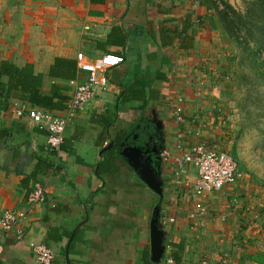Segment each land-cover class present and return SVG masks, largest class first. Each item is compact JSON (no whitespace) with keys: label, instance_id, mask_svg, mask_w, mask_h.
<instances>
[{"label":"crops","instance_id":"crops-1","mask_svg":"<svg viewBox=\"0 0 264 264\" xmlns=\"http://www.w3.org/2000/svg\"><path fill=\"white\" fill-rule=\"evenodd\" d=\"M222 1L0 0V65L32 64L43 73V91L59 88L67 97L65 108L53 114L68 116L67 102L88 79L77 64L73 77L50 76L56 58H125L105 73L108 85L66 123L60 151L51 150L47 132L15 108L35 106L16 97L5 105L0 98V218L7 209H26L36 183L46 188L45 202L21 223L22 238L0 227V264H42L35 244L53 250L51 264H157L156 211L164 245L160 262L260 264L250 258L256 216L238 204V182L209 194L207 213L192 220L197 170L188 165L180 181L173 159L162 155L166 149L176 153L177 144L192 146L197 138L190 130L208 143L216 139L221 120L207 111L212 107L198 91L206 71L216 70L228 51L217 9ZM178 96L184 98L181 122L173 109ZM134 134L136 142L159 151L161 159L152 156L162 194L140 179L120 144L114 160L103 153L115 139Z\"/></svg>","mask_w":264,"mask_h":264},{"label":"rangeland","instance_id":"rangeland-1","mask_svg":"<svg viewBox=\"0 0 264 264\" xmlns=\"http://www.w3.org/2000/svg\"><path fill=\"white\" fill-rule=\"evenodd\" d=\"M252 0L233 5L245 11ZM229 47L216 70H207L198 92L208 99L216 120H221L216 139L238 162L241 176L235 186L238 204L256 216L255 249H264V65L241 50L229 37ZM210 100L208 97H211ZM216 97V98H213ZM212 99H214L212 101ZM222 128V130H221Z\"/></svg>","mask_w":264,"mask_h":264},{"label":"built area","instance_id":"built-area-1","mask_svg":"<svg viewBox=\"0 0 264 264\" xmlns=\"http://www.w3.org/2000/svg\"><path fill=\"white\" fill-rule=\"evenodd\" d=\"M124 61L125 58L121 54L107 53L99 59L89 61L83 53H79L77 55L78 69L87 72L88 79L78 86L74 95L67 102L68 116L66 117L58 116L42 108H27L25 105L18 104H15V108L19 114H27L38 128L47 132V144L51 150L60 151L64 142L66 123L88 103L97 88H105L108 85L109 82L105 73ZM183 102L184 98L178 96L173 105L175 118L180 122L184 120ZM189 133L194 134L197 138L192 146L184 148L181 144H177L176 153L173 154L170 149H166L162 155L165 160L173 159L180 181H182V175L187 172L188 165L191 164L196 168L198 176L194 183V194L198 200L194 203L190 218L197 220L208 211L205 203L208 195L236 183L241 174L237 160L228 151L199 138V131L190 130ZM108 144V141L104 143L105 146ZM45 200V186L36 183L29 192L27 208L24 210H5L0 218V227L4 231L14 230L17 237L22 238V221L33 212L37 205L45 202ZM33 253L35 259L42 264H51L55 257L53 250L45 244L33 245ZM157 264H174V259L169 257Z\"/></svg>","mask_w":264,"mask_h":264},{"label":"trees","instance_id":"trees-1","mask_svg":"<svg viewBox=\"0 0 264 264\" xmlns=\"http://www.w3.org/2000/svg\"><path fill=\"white\" fill-rule=\"evenodd\" d=\"M220 20L228 36L237 46L252 55L254 63L264 65V0H252L245 11L236 9L228 1H222V8H217ZM186 40L187 37H184ZM75 60L58 57L50 69L52 77H73L77 68ZM264 76V71H262ZM6 77L7 80H3ZM45 75L36 73L32 64L19 67L7 60L0 65V98L3 97L5 105L10 103L12 97L20 98L33 106L48 111L65 108L67 97L59 88L49 93L43 91ZM115 145L104 154L110 161L117 158L116 150L121 139H115ZM103 165V163L101 164ZM250 258L264 264V249H254Z\"/></svg>","mask_w":264,"mask_h":264},{"label":"water","instance_id":"water-1","mask_svg":"<svg viewBox=\"0 0 264 264\" xmlns=\"http://www.w3.org/2000/svg\"><path fill=\"white\" fill-rule=\"evenodd\" d=\"M133 140L138 139V134H134ZM114 142L110 143L109 147H112ZM120 154L124 156L140 179L144 181L151 189L157 193L162 194L161 184L162 181L159 176V171L155 166V160L153 154L155 153L161 159L159 151L149 143L139 144L138 142H130L129 136L125 137L120 143ZM156 215L152 218V261L159 263L161 256L164 252L162 234L158 228L159 212L156 211Z\"/></svg>","mask_w":264,"mask_h":264},{"label":"flooded vegetation","instance_id":"flooded-vegetation-1","mask_svg":"<svg viewBox=\"0 0 264 264\" xmlns=\"http://www.w3.org/2000/svg\"><path fill=\"white\" fill-rule=\"evenodd\" d=\"M138 140H139V139H138ZM129 141H130V142H134V143L136 142L135 140H133V137H132V138L130 137ZM137 142H138V141H137Z\"/></svg>","mask_w":264,"mask_h":264}]
</instances>
